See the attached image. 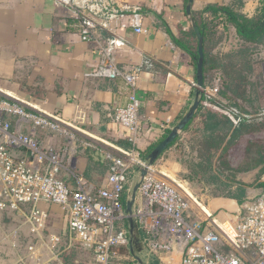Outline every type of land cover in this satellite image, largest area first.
Here are the masks:
<instances>
[{
  "label": "crops",
  "instance_id": "1",
  "mask_svg": "<svg viewBox=\"0 0 264 264\" xmlns=\"http://www.w3.org/2000/svg\"><path fill=\"white\" fill-rule=\"evenodd\" d=\"M254 1L258 4L260 0ZM188 2L115 0L120 7L129 10L120 11L110 24L124 38L122 44L115 45L112 33L102 25L94 30L97 42L83 40L71 11L56 0H0V92L6 98L58 117L71 128L78 139L77 149L82 161L77 174L72 171V164L70 171L65 170L61 177L72 188H77L79 183L92 192L101 188L109 169L107 160L100 159L99 154L146 151L156 137L167 129L172 130L194 103L197 67L194 58L176 42L183 32L193 28L192 16L187 14ZM230 2L232 0H195L192 11L199 10L197 6L202 9L209 4ZM134 10L143 16L146 30L143 34L134 32ZM101 48L109 51L124 72L138 73L139 113L144 130H151L152 134L143 133L131 150L122 146L131 142L129 133L114 121L115 108L128 101L125 80L92 75L102 57ZM180 136V142L163 155L172 149L179 150L180 143L187 137L183 132ZM75 153L74 145V161ZM161 174L175 184L179 179L168 167L162 169ZM41 206L49 213L47 229L53 226L49 229L51 234L61 237L63 248L69 245L67 214L59 206L45 203ZM57 218L58 224L52 225ZM23 221L20 214L0 210V264H73L64 262L63 255L58 259L55 254L58 249L53 251V247L44 250L36 262L27 249L32 237ZM14 232L18 236L15 245L10 240ZM49 237L43 232L37 243L51 245ZM144 239L138 232L135 236L130 234V251L137 263L129 257H121V264H149L146 260L155 258L162 264L167 261L182 264L181 252L168 257L155 255ZM82 251L87 254L82 264L92 262L93 254Z\"/></svg>",
  "mask_w": 264,
  "mask_h": 264
},
{
  "label": "built area",
  "instance_id": "2",
  "mask_svg": "<svg viewBox=\"0 0 264 264\" xmlns=\"http://www.w3.org/2000/svg\"><path fill=\"white\" fill-rule=\"evenodd\" d=\"M56 1L71 11L83 40L97 42L94 30L102 25L112 33L115 45L124 42L110 24L120 11L129 10L120 7L115 0ZM132 16L134 32L145 33L141 12L134 10ZM100 53L102 57L92 75L100 79L125 80L128 101L115 108L114 121L127 130L135 145L143 133H151V130H144L139 113L138 73L124 72L105 48H101ZM217 93V87L203 89V94L213 98H217ZM229 111L238 121L249 118L236 109ZM58 138L64 140L62 150L46 144V139L56 142ZM75 138L71 128L58 117L6 98L0 92V210L23 216L32 237L27 249L36 262L44 250L53 247L54 251V247L60 245L55 251L58 259L70 249L79 247L92 252L93 260L89 264H115L114 249L130 243L128 233L116 229L118 222L127 219L122 204L126 177L132 168L140 175L148 162L135 150L123 154L125 157L108 154L112 167L104 185L95 192L81 183L74 189L61 175L65 170L70 171ZM154 167H150L142 179L134 206L138 228L144 231V241L153 254L172 256L179 251L182 264H264V190L248 199L238 223L229 227L231 230L225 228V238H220L188 221L186 200L157 178ZM42 203L59 206L67 214L71 240L64 248L61 237L56 234L49 237L51 245L37 243L49 221V213L42 208ZM17 238L16 232L10 235L14 245Z\"/></svg>",
  "mask_w": 264,
  "mask_h": 264
},
{
  "label": "trees",
  "instance_id": "3",
  "mask_svg": "<svg viewBox=\"0 0 264 264\" xmlns=\"http://www.w3.org/2000/svg\"><path fill=\"white\" fill-rule=\"evenodd\" d=\"M243 4L241 0L238 2L234 0L226 4H209L201 10L192 11V18L204 37V87H217L218 93L217 98L206 94L202 95L201 104L195 118L183 132L188 137L192 152L195 153L193 159L190 160L192 172L189 178H206L208 183L216 186L223 185L221 187L223 189L222 193L216 197L231 200V204L243 202L249 187L246 183L237 180L236 177L230 178L228 175L230 172L236 174L243 172L233 166L232 156L246 137L264 134V116L259 117L264 109L257 108L250 112L235 100V97H245V87L249 83L248 76L257 67L253 59L254 50L264 46V0H260L258 6L251 13L241 10ZM220 18L228 26L232 25L235 29L236 35L243 43L240 48L228 52H216L221 39L217 38L218 26L216 21ZM176 42L194 58V64L197 67L199 57L198 40L193 28L189 32H183L181 39L176 40ZM229 109H236L241 114L249 116V118H242L238 121V118ZM170 131L171 129H167L163 134L156 137L146 151L140 152V157L146 160L151 151ZM180 140L181 136L168 150L178 144ZM183 143H180L179 149L183 150L186 147ZM250 145L251 150L248 152L252 153V148H254L255 151H253L256 154L251 169H258L260 178L264 176V136L256 142H250ZM122 146L129 150L134 147L132 142L122 143ZM99 155L100 159L107 160V168L110 173L112 162L106 151ZM136 174V168H132L126 177L122 192V204L125 210L130 196V184ZM224 175L231 181V185L222 181ZM65 183L70 186L66 180ZM260 188L264 189V183L260 184ZM116 229L117 231L123 229L130 236V226L127 219L118 222ZM137 232L138 236L145 238L142 229L138 228ZM114 253L116 255L113 259L115 264L123 263L121 257L133 258L130 243L117 246ZM82 255L84 256L85 252L74 247L65 252L62 259L66 263L82 264L85 260ZM77 257H79V260H77Z\"/></svg>",
  "mask_w": 264,
  "mask_h": 264
},
{
  "label": "rangeland",
  "instance_id": "4",
  "mask_svg": "<svg viewBox=\"0 0 264 264\" xmlns=\"http://www.w3.org/2000/svg\"><path fill=\"white\" fill-rule=\"evenodd\" d=\"M236 1L238 2L240 0H236ZM241 1L243 2V0ZM245 1L247 2L243 4V7L241 9L243 12L251 13L258 6V4H255L254 0H245ZM197 7L199 8V10H201L199 6ZM216 24L218 26L217 38H221L219 41L220 43L218 45V48L216 49V52L218 51L228 52L230 50H235L241 47L243 43L236 35V31L232 27V25L228 26V24H226V22H224L222 18L218 19L216 21ZM253 59L255 60L257 67L256 70L254 72H251L248 76L249 83L245 87L246 95L243 98L235 97L237 103L243 108L250 110V112L256 110L257 108L264 109V46L258 47L254 50ZM252 115L258 116L257 114H252ZM260 115L261 116L259 117L262 118L264 116V112H262V114ZM263 136L264 134L263 135L256 134L253 136L246 137L240 143L239 147L237 148L236 152L233 154L231 159L233 166L239 168L243 172L237 174L234 172H230L228 175L230 176V178L236 177L237 180L242 181L249 186L247 189L246 198L241 203L236 202L234 204H231L232 203L231 200L217 198L216 196L221 194L223 191V189L221 188L223 187V185L216 186L211 183H208L206 178H202V179L200 177H196L193 179L189 178L192 172L190 168V160L193 159L192 157L195 156V153L192 152V148L190 146L188 137H184L183 144L184 147L185 146L186 147L183 148V150L172 149V151L170 150L168 153L163 155L162 159L161 158L159 159L160 161H157L155 163V165L158 166V168L154 167L156 170L157 178L172 186L186 200L188 204V209L185 216L188 217V221L191 224L197 223L203 226V228L210 230L215 234H218L220 238H225V234H224L225 228L227 229L231 226H235L238 223L240 218V213L242 212V207L246 204L248 199L257 196L260 192L264 190L260 188V184L264 183V176H261L259 178V170L251 169L254 165L253 160L256 157V154L254 152L255 150L254 148H252V153L248 152L249 150H251L250 142L253 141L256 142L260 137ZM75 139H76L75 147L77 153H75L74 155L75 161L72 159L70 163L71 166L73 164L72 171L74 173H76L77 170H79L80 163L82 161V158H79L81 154L78 152L77 149L78 139L77 137ZM63 143L64 140L62 138H60L59 141L57 142L50 139H46L47 145L55 144L54 147L58 150L63 149ZM106 153L107 155L109 154L111 156L118 155L108 151ZM137 154H139V152H137ZM120 156L125 157L123 155ZM128 162L130 161L128 160ZM165 167H168L172 172H176L178 174L179 179L178 181H176V184L170 182L165 176L163 177V175L161 174V170L164 169ZM63 174L64 172L62 173V175ZM214 174H216V172H214ZM140 180H141L140 175H138L137 173L134 177V180H132L130 184L131 185L130 196L128 200L131 199L133 188ZM222 181L225 184L231 185V181L227 179L225 175L222 177ZM58 222L59 219L57 218V220H53L51 224L57 225ZM51 228H53V226H49V229ZM49 229L46 228L44 231V235H46V237L52 235L50 232L52 229L51 230ZM55 230H58V227H55ZM229 230H231V228H229ZM58 247H60V245L54 248L56 249ZM229 252H232V250H230ZM90 254L92 255L91 252ZM163 255L168 257V254H163V253L158 254V256H163ZM86 256L87 254L84 255L83 257L86 259ZM130 259H132V262L136 263L135 258H130ZM77 260H79V257H77ZM77 260L75 261L77 262ZM146 261L149 264H162L159 262L158 259L156 260V258L155 260H146ZM166 264H171V263L167 261Z\"/></svg>",
  "mask_w": 264,
  "mask_h": 264
},
{
  "label": "water",
  "instance_id": "5",
  "mask_svg": "<svg viewBox=\"0 0 264 264\" xmlns=\"http://www.w3.org/2000/svg\"><path fill=\"white\" fill-rule=\"evenodd\" d=\"M195 0H189L187 6V14L192 16V6ZM192 27L198 40V60H197V73H196V88H195V100L188 112L181 118L178 124L172 128L170 133L151 151L147 157V166L140 171L141 180L133 188L131 199L128 200L126 205V217L130 226V234L135 236L138 231V224L134 215V206L138 197V192L142 179L148 174L150 167L154 166L160 157L168 150V148L176 142L180 134L186 130L193 119L201 104V97L204 89V37L200 31V28L192 18ZM140 261V259H138Z\"/></svg>",
  "mask_w": 264,
  "mask_h": 264
}]
</instances>
